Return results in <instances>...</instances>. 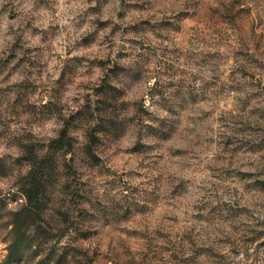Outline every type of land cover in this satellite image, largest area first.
I'll return each instance as SVG.
<instances>
[{
  "label": "rangeland",
  "instance_id": "obj_1",
  "mask_svg": "<svg viewBox=\"0 0 264 264\" xmlns=\"http://www.w3.org/2000/svg\"><path fill=\"white\" fill-rule=\"evenodd\" d=\"M18 237L12 264H264V0H0V264Z\"/></svg>",
  "mask_w": 264,
  "mask_h": 264
},
{
  "label": "trees",
  "instance_id": "obj_2",
  "mask_svg": "<svg viewBox=\"0 0 264 264\" xmlns=\"http://www.w3.org/2000/svg\"><path fill=\"white\" fill-rule=\"evenodd\" d=\"M42 166H44L43 163L41 167ZM31 184L33 185V189L31 191H26L28 202L29 204L34 205L38 208V206L41 203V196L43 195V192H44V189L42 188L43 184H42V181H40L37 176H35ZM31 192L33 194H31ZM20 218L21 217L17 218L15 222L16 223L19 222ZM21 237L16 238L9 246V254L7 257L8 264H12L14 260L20 259V257L22 256L21 250H20V242H18Z\"/></svg>",
  "mask_w": 264,
  "mask_h": 264
}]
</instances>
